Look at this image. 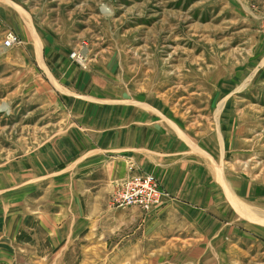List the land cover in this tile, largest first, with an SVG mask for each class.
<instances>
[{
  "label": "rangeland",
  "instance_id": "1",
  "mask_svg": "<svg viewBox=\"0 0 264 264\" xmlns=\"http://www.w3.org/2000/svg\"><path fill=\"white\" fill-rule=\"evenodd\" d=\"M2 105L0 264H264V0H0ZM132 123L172 154L128 225L73 174ZM60 202L113 216L60 251Z\"/></svg>",
  "mask_w": 264,
  "mask_h": 264
},
{
  "label": "crops",
  "instance_id": "2",
  "mask_svg": "<svg viewBox=\"0 0 264 264\" xmlns=\"http://www.w3.org/2000/svg\"><path fill=\"white\" fill-rule=\"evenodd\" d=\"M1 47L3 48L2 41ZM92 101L89 100L88 102L90 111L94 112L93 107L96 105ZM152 131L149 127L138 126L135 123L130 124L126 129L123 125L115 126L113 129L107 127L103 136L106 139L109 138V141L101 140L96 148L81 156L89 157L96 153L99 159L109 157L108 160H97V162H92L90 169L75 171L73 175L76 184L83 191H87L90 196L97 198L99 195L102 196L103 192L108 194L116 181L138 171L160 172L164 160H166V165L171 164L172 153H170L169 145L164 146L162 140L155 137L157 134L152 135ZM129 162H132V165H129ZM159 206L152 209L150 213L153 214V211ZM69 209H71L69 205L60 202L55 215L52 214L50 217V230L46 229V224L43 223L49 234H52V239L57 238L60 243L62 241L61 246L63 245V247L60 251L65 250L68 246L78 245L76 239L85 238L93 242L100 230H107L105 229L107 226L106 221L113 216L99 215L88 220H79L80 216L75 212L68 213ZM106 212H113V214H116L117 220L123 219L128 225L136 220V216L142 215V210L135 206L112 208ZM112 231H114V228Z\"/></svg>",
  "mask_w": 264,
  "mask_h": 264
},
{
  "label": "built area",
  "instance_id": "3",
  "mask_svg": "<svg viewBox=\"0 0 264 264\" xmlns=\"http://www.w3.org/2000/svg\"><path fill=\"white\" fill-rule=\"evenodd\" d=\"M2 42L4 47L9 48L18 43V38L9 30L5 33ZM160 199V186L151 174L133 175L114 183L112 200L117 208L135 206L148 212L160 204Z\"/></svg>",
  "mask_w": 264,
  "mask_h": 264
},
{
  "label": "bare ground",
  "instance_id": "4",
  "mask_svg": "<svg viewBox=\"0 0 264 264\" xmlns=\"http://www.w3.org/2000/svg\"><path fill=\"white\" fill-rule=\"evenodd\" d=\"M0 108H1V109H5V110H7V107H6V106H3V105L0 106Z\"/></svg>",
  "mask_w": 264,
  "mask_h": 264
}]
</instances>
